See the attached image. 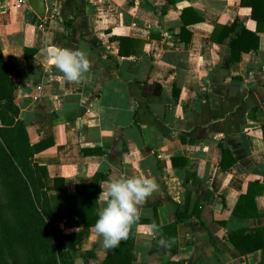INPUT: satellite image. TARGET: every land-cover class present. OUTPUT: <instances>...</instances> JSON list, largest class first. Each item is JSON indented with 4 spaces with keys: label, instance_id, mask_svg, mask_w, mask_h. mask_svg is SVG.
Segmentation results:
<instances>
[{
    "label": "crops",
    "instance_id": "obj_1",
    "mask_svg": "<svg viewBox=\"0 0 264 264\" xmlns=\"http://www.w3.org/2000/svg\"><path fill=\"white\" fill-rule=\"evenodd\" d=\"M44 1L41 19L28 0H0L14 104L29 143L42 147L34 162L50 179L64 180L70 196L93 179L98 197L101 185L121 176L157 182L121 241L132 247L131 264H263L262 251L242 255L229 240L262 233L264 245L262 6ZM235 21L237 32L256 33L259 42L232 62L236 35L217 30L211 38ZM116 38L129 40L137 56L121 57ZM64 49L89 59L79 82H66L55 68L52 53ZM58 225L64 235L81 232L69 221ZM80 242L75 264H104L107 249L92 227Z\"/></svg>",
    "mask_w": 264,
    "mask_h": 264
},
{
    "label": "trees",
    "instance_id": "obj_2",
    "mask_svg": "<svg viewBox=\"0 0 264 264\" xmlns=\"http://www.w3.org/2000/svg\"><path fill=\"white\" fill-rule=\"evenodd\" d=\"M255 3L264 10V0H255ZM239 27L235 21L229 27H217L212 35L217 30H225L226 36L236 35L230 47L232 62H237L241 53L258 47L256 33L237 32ZM262 31L264 18L257 20V33ZM115 40L121 57L137 56L133 49L126 47L129 40ZM240 40H246L249 45H240ZM9 69L0 46V264H75L81 233L88 232L98 218L99 180L93 179L89 185L78 187L76 195L70 196L64 180L50 179L46 169L34 162L42 147L29 143L25 125L19 120ZM223 155H227L226 150ZM184 220L177 212V222ZM61 221L71 222L70 227L81 232L64 235L58 225ZM229 240L242 255L257 251L264 254L262 233L231 234ZM127 244L107 249L104 264H131L132 247ZM240 244L246 245V249Z\"/></svg>",
    "mask_w": 264,
    "mask_h": 264
},
{
    "label": "clouds",
    "instance_id": "obj_3",
    "mask_svg": "<svg viewBox=\"0 0 264 264\" xmlns=\"http://www.w3.org/2000/svg\"><path fill=\"white\" fill-rule=\"evenodd\" d=\"M55 68L66 82H79L90 69L85 52L64 49L52 53ZM101 185L97 220L92 226L104 249H113L127 240L131 226L141 216V207L158 190L157 182L143 176L118 177ZM152 227H155L154 225Z\"/></svg>",
    "mask_w": 264,
    "mask_h": 264
},
{
    "label": "water",
    "instance_id": "obj_4",
    "mask_svg": "<svg viewBox=\"0 0 264 264\" xmlns=\"http://www.w3.org/2000/svg\"><path fill=\"white\" fill-rule=\"evenodd\" d=\"M31 8L36 13V15L44 19L46 13L45 1L44 0H28Z\"/></svg>",
    "mask_w": 264,
    "mask_h": 264
},
{
    "label": "built area",
    "instance_id": "obj_5",
    "mask_svg": "<svg viewBox=\"0 0 264 264\" xmlns=\"http://www.w3.org/2000/svg\"><path fill=\"white\" fill-rule=\"evenodd\" d=\"M55 13H56V11H55Z\"/></svg>",
    "mask_w": 264,
    "mask_h": 264
}]
</instances>
